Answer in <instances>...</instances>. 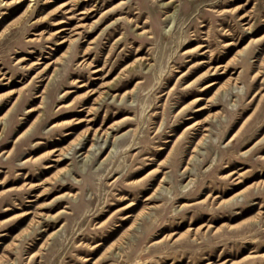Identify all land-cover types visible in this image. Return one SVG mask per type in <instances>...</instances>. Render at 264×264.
I'll use <instances>...</instances> for the list:
<instances>
[{
  "label": "rangeland",
  "instance_id": "obj_1",
  "mask_svg": "<svg viewBox=\"0 0 264 264\" xmlns=\"http://www.w3.org/2000/svg\"><path fill=\"white\" fill-rule=\"evenodd\" d=\"M0 264H264V0H0Z\"/></svg>",
  "mask_w": 264,
  "mask_h": 264
},
{
  "label": "bare ground",
  "instance_id": "obj_2",
  "mask_svg": "<svg viewBox=\"0 0 264 264\" xmlns=\"http://www.w3.org/2000/svg\"><path fill=\"white\" fill-rule=\"evenodd\" d=\"M95 71H97V69H96V70H94V72H95ZM211 84H212V83H211Z\"/></svg>",
  "mask_w": 264,
  "mask_h": 264
}]
</instances>
